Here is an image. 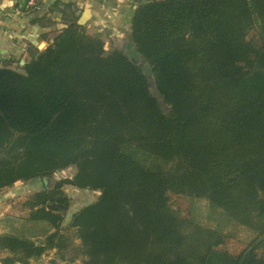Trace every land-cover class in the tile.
<instances>
[{
	"label": "trees",
	"instance_id": "obj_1",
	"mask_svg": "<svg viewBox=\"0 0 264 264\" xmlns=\"http://www.w3.org/2000/svg\"><path fill=\"white\" fill-rule=\"evenodd\" d=\"M59 4L49 10L64 26L41 34L43 49L29 42L21 67L0 59V190L73 166L53 188L98 196L67 226L66 195L0 216V264H258L263 233L237 254L215 249L161 199H204L238 225L264 217V0L138 1L130 41L158 95L131 56L106 51L73 3ZM239 181L260 198L231 195Z\"/></svg>",
	"mask_w": 264,
	"mask_h": 264
},
{
	"label": "rangeland",
	"instance_id": "obj_2",
	"mask_svg": "<svg viewBox=\"0 0 264 264\" xmlns=\"http://www.w3.org/2000/svg\"><path fill=\"white\" fill-rule=\"evenodd\" d=\"M55 31L57 30L55 29L51 31L50 37L53 36V32ZM45 45L42 46V49ZM123 50L129 54V48ZM123 50L121 51L123 52ZM129 56H131L143 69L147 76L152 93L154 95H158V92L154 89L153 77L147 61L135 53H130ZM17 59H19V57H16L14 60ZM19 66L21 67L20 64ZM12 67L17 68V63H13ZM162 107L163 109H166L164 104H162ZM74 173L75 167L71 166L45 177L47 184H44L43 180L35 178L28 181H16L13 185L2 188L0 190V199L2 198L0 213L7 208L8 201H11V209L16 207L15 212H17V214H21L30 208L35 211L37 208L44 207L45 203L40 201V195L45 194L43 196H46V198L54 199H58L63 195H66L70 198V205L61 221L62 226H67L73 212H76L82 206L94 201L98 196V191L79 189L69 184L63 185L59 190L53 188L56 180L62 177H71ZM162 192V205L181 217L191 218L193 220L191 237L198 243L215 249H224L226 252L232 254H237L245 246H247L251 238H253L256 233H263L262 235H264V217L251 216L244 221L242 225H238L232 221L226 220L225 218L221 220L222 216L217 214V210H214L215 212H213L207 201L204 199L171 193L165 189H162ZM32 193L35 194L30 198V194ZM230 193L233 196L245 199L260 198L257 190L244 181L233 182L230 188ZM225 232L231 235L224 238ZM68 234L69 236H72L73 241H77L71 231H68ZM259 253L261 261L258 264H264V242L259 248ZM45 258V256L42 257L43 260H45ZM30 262V264L34 263L31 260Z\"/></svg>",
	"mask_w": 264,
	"mask_h": 264
},
{
	"label": "crops",
	"instance_id": "obj_3",
	"mask_svg": "<svg viewBox=\"0 0 264 264\" xmlns=\"http://www.w3.org/2000/svg\"><path fill=\"white\" fill-rule=\"evenodd\" d=\"M138 1L143 0H41L38 9L26 11L18 9L12 0H0V59L19 57L20 60L23 55L28 58L29 42L39 44L43 41L46 44L41 34L64 26L61 12L49 10L57 2L60 7L61 3H73L79 17L86 8L89 9L90 16L83 25L87 32L104 41L106 51L129 48V54H137L130 41L129 24ZM43 15L52 21V25L42 27L31 23L33 18ZM123 52L127 54L125 50ZM1 201L2 198L0 204ZM11 210V201H8L0 216Z\"/></svg>",
	"mask_w": 264,
	"mask_h": 264
},
{
	"label": "built area",
	"instance_id": "obj_4",
	"mask_svg": "<svg viewBox=\"0 0 264 264\" xmlns=\"http://www.w3.org/2000/svg\"><path fill=\"white\" fill-rule=\"evenodd\" d=\"M20 10H35L40 6L41 0H12Z\"/></svg>",
	"mask_w": 264,
	"mask_h": 264
},
{
	"label": "water",
	"instance_id": "obj_5",
	"mask_svg": "<svg viewBox=\"0 0 264 264\" xmlns=\"http://www.w3.org/2000/svg\"><path fill=\"white\" fill-rule=\"evenodd\" d=\"M89 16H90V11H89V9L86 8V9L82 12V14L80 15V17H79V19H78V21H77L78 24L83 25V24L86 22V20L89 18ZM43 45H45V43H44L43 41L40 42V43L37 45L38 50H41ZM25 60H26V56L23 55V56L20 58V60H19V64L22 66V64L25 63ZM43 182H44V184H47V180H46V178H43Z\"/></svg>",
	"mask_w": 264,
	"mask_h": 264
}]
</instances>
